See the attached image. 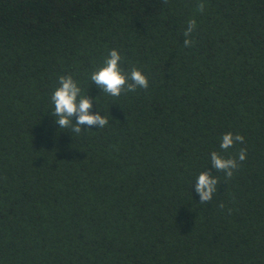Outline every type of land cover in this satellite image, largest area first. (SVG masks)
I'll return each mask as SVG.
<instances>
[{"label": "trees", "instance_id": "trees-1", "mask_svg": "<svg viewBox=\"0 0 264 264\" xmlns=\"http://www.w3.org/2000/svg\"><path fill=\"white\" fill-rule=\"evenodd\" d=\"M199 2L0 0V264H264V0ZM113 49L147 90L92 83ZM61 75L107 126L59 128ZM241 148L231 180L212 169Z\"/></svg>", "mask_w": 264, "mask_h": 264}, {"label": "clouds", "instance_id": "clouds-1", "mask_svg": "<svg viewBox=\"0 0 264 264\" xmlns=\"http://www.w3.org/2000/svg\"><path fill=\"white\" fill-rule=\"evenodd\" d=\"M168 0H164L167 3ZM205 3L203 0L197 5L198 11L203 13L205 10ZM197 27L196 20L188 21L187 29L183 35L184 46L191 47L193 40L190 38ZM122 57L120 53L113 49L108 52L104 59L103 65L98 69L93 70L90 74V80L101 91L112 96L119 97L122 93L135 92L137 89L147 90L149 87V80L141 69L133 66L130 72H125L120 64ZM59 86L51 95V101L54 105V111L51 115L55 117V123L59 128H71V131L79 134L84 126L89 128L96 126L99 129L104 128L109 124L107 117L101 116L99 113L92 114L93 107L92 100L86 96L81 95V87L78 86L72 75H61L58 80ZM76 117L73 124V117ZM237 142L243 143L244 137L242 135H233L231 132L226 133L221 138L220 148L227 151L233 147ZM238 157V160H237ZM247 158V150L241 148L236 157H224L219 152L213 151L211 153L212 169L217 172H222L226 180H231L234 171L240 167L239 162H244ZM218 178L213 176L212 171L201 172L195 183V191L200 197V203L210 204L213 201L214 195L217 192ZM221 208L223 204L219 205Z\"/></svg>", "mask_w": 264, "mask_h": 264}]
</instances>
